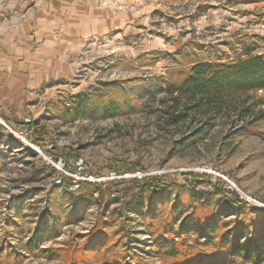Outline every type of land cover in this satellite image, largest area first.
I'll return each mask as SVG.
<instances>
[{"label": "rangeland", "instance_id": "obj_1", "mask_svg": "<svg viewBox=\"0 0 264 264\" xmlns=\"http://www.w3.org/2000/svg\"><path fill=\"white\" fill-rule=\"evenodd\" d=\"M97 1L123 15V26L44 91L23 129L3 121L25 141L1 125L19 143L0 130V244L26 254L19 240L40 223L60 233L21 264H69L68 251L100 240L94 232L106 238L94 264H173L154 257L151 228L170 218L158 204L207 202L226 222L235 218L226 195L264 209V90L218 111L184 101L176 109L170 94L197 62L264 54V0ZM112 104L117 114L104 117ZM182 109L187 120L172 125L170 114ZM146 180L176 189L142 191Z\"/></svg>", "mask_w": 264, "mask_h": 264}, {"label": "trees", "instance_id": "obj_2", "mask_svg": "<svg viewBox=\"0 0 264 264\" xmlns=\"http://www.w3.org/2000/svg\"><path fill=\"white\" fill-rule=\"evenodd\" d=\"M262 90H264V54L229 61L197 62L191 68L189 77L180 86L170 88V94H177L173 99L176 109L177 106L180 107L181 101H184L185 108L190 105L191 109L206 107L218 111L234 96ZM116 106L112 104L102 109L101 114L104 117L115 116ZM76 113L73 116L74 119L80 114L78 110ZM168 120L172 125H178L185 122L187 116L184 109L176 110L175 113L170 114ZM0 130L3 136L19 143L1 125ZM159 181L156 185H151L150 181L146 180L140 190L160 195L165 191H171L170 188L176 189L170 184H159ZM192 181L189 190L192 187L193 191L201 181L196 178ZM61 183L60 180L58 184ZM189 190L185 191V195L192 198L191 190ZM224 197L226 208L232 212L231 216H235L231 222H226L218 208L207 202L197 203L192 209L190 204L181 199L168 204V207L158 204L157 211L169 208L170 218L164 226L151 228L156 251L154 257L162 262L166 260L174 262L173 264H235L236 261L243 264H264V209L254 207L243 200L238 201L237 197L236 199H231L227 195ZM136 207L139 206L135 205L133 210ZM230 232L234 237L227 240L225 234ZM101 233H93V236H99V234L102 236L99 241H95V245L86 243L81 250L68 251L69 264H94L98 256L96 253L102 250L106 242L105 236ZM59 234L52 226H49V222L40 223L26 241L21 238L19 240L24 245L26 254L12 242L0 244V264H21L27 254L40 252L46 241L58 238ZM246 234L251 236L249 238L244 236L245 240L242 239V235ZM41 252H44L43 249Z\"/></svg>", "mask_w": 264, "mask_h": 264}, {"label": "crops", "instance_id": "obj_3", "mask_svg": "<svg viewBox=\"0 0 264 264\" xmlns=\"http://www.w3.org/2000/svg\"><path fill=\"white\" fill-rule=\"evenodd\" d=\"M4 5L0 119L23 129L27 119L38 115L36 102L44 91L73 76L100 37L121 28L126 19L97 0H9Z\"/></svg>", "mask_w": 264, "mask_h": 264}, {"label": "built area", "instance_id": "obj_4", "mask_svg": "<svg viewBox=\"0 0 264 264\" xmlns=\"http://www.w3.org/2000/svg\"><path fill=\"white\" fill-rule=\"evenodd\" d=\"M9 0H4L3 2H1L0 3V16H1V14H2V12H3V10L5 9V3L6 2H8ZM13 131V130H12ZM13 133H15L18 137H20L23 141H25L26 139L25 138H23V137H21V134H18V133H16V132H14L13 131ZM79 186H78V184L76 183L75 184V186H74V188H78Z\"/></svg>", "mask_w": 264, "mask_h": 264}, {"label": "water", "instance_id": "obj_5", "mask_svg": "<svg viewBox=\"0 0 264 264\" xmlns=\"http://www.w3.org/2000/svg\"><path fill=\"white\" fill-rule=\"evenodd\" d=\"M0 124L3 125L7 130L12 131L3 121L0 120ZM13 132V131H12Z\"/></svg>", "mask_w": 264, "mask_h": 264}]
</instances>
